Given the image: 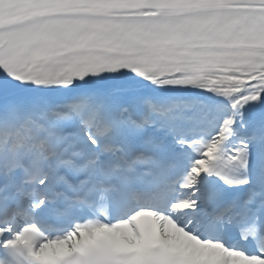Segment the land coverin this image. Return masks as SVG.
<instances>
[{"label": "snow or ice", "instance_id": "obj_1", "mask_svg": "<svg viewBox=\"0 0 264 264\" xmlns=\"http://www.w3.org/2000/svg\"><path fill=\"white\" fill-rule=\"evenodd\" d=\"M0 264H264V0H0Z\"/></svg>", "mask_w": 264, "mask_h": 264}]
</instances>
